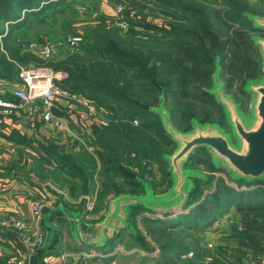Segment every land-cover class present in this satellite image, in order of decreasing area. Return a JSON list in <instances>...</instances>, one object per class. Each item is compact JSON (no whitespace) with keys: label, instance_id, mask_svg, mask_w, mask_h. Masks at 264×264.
I'll list each match as a JSON object with an SVG mask.
<instances>
[{"label":"rangeland","instance_id":"obj_1","mask_svg":"<svg viewBox=\"0 0 264 264\" xmlns=\"http://www.w3.org/2000/svg\"><path fill=\"white\" fill-rule=\"evenodd\" d=\"M26 1L0 0V11L8 9V12H12V9H16L20 15L19 20L23 19L21 4L24 5ZM39 3H51V6H43L45 8L39 11L40 14L25 17L9 41L19 54L31 53L44 60L61 61L79 54L92 56L97 49L109 48L108 43L111 42L113 49L129 54L135 66L128 67L121 59L113 74L117 79L116 89L123 91L120 92L121 95L130 100L125 102L123 108L111 102L95 104L86 96L70 91L62 85L67 74L51 70V75L58 79L64 89L78 99L90 102L91 111L80 103L62 99L72 105L74 110H82L81 113L89 117L91 122L84 119L79 126L82 130H79L76 137L69 130L72 127L67 121H64V128L53 129L52 138L59 142L64 140L67 144L66 147L62 146L67 149H64L63 154L75 157L79 154L76 152L78 148L86 151V154H79L76 176L67 174L68 172L65 177L59 176L52 169L51 180L45 185L49 197L37 199L45 203V210L59 201L71 210L84 205V221H98L105 214L108 200L118 192L140 190L138 186L131 184L127 172L145 178L157 191L167 188L169 179L160 154L170 152L171 145L157 136L153 126L157 121L155 117L147 119L143 118L142 112L129 111L138 103H156V93L150 79L164 86L165 105L177 127H186L192 116H208L216 121H224L219 106L196 102L192 98L193 85L188 87L190 91L186 95L182 94L180 88L173 86L174 71L164 68L162 64V58L170 51L183 48L186 52L183 66L187 67L191 64L190 57L194 47H209L212 51L210 72L214 71V60L218 56L220 76L226 83V91L241 103L242 109H247L249 97L242 92V86L247 78L259 77L257 67L260 56L255 49L253 52H246L247 59H244V50L241 51L234 40L238 36L249 39L253 34L249 29L250 25L238 17L244 11L264 15V0H43ZM120 3H123V7L118 12ZM213 15L219 16L222 22ZM3 25V18L0 17V27ZM72 35H80L82 39L78 44L69 46L67 39ZM46 44L53 49L50 58H42L41 48ZM117 56L124 57L122 54ZM132 74L136 77H132ZM15 80L11 78L6 81L0 77V91L6 90V85ZM208 87L209 84H200L198 89ZM110 107L116 110L112 111ZM57 109H61L58 104L55 113ZM128 112L132 116L130 119ZM0 114L15 115L1 111ZM56 116L59 117L58 114ZM128 126L144 145L136 148L130 145L126 136ZM86 129H90L88 134L85 133ZM93 129H97L98 141ZM59 135L61 138L56 137ZM73 143L75 146L72 147ZM101 154L105 162L100 159ZM193 162V167L201 171L205 179L199 182L191 204L180 213L168 215L139 211L132 218L138 235L137 241L128 233L122 232L105 249L95 250L90 247L79 251L72 246L74 241L69 235L67 224L56 220L53 224L58 229L59 236L55 240H49L48 233L42 226L45 243L31 255L30 264H40L43 256L57 257L62 253L76 257L73 262L77 261L78 264H110V261L114 264H233L236 259L238 264H264V236L256 237L257 250L248 241L245 250L238 249L241 242L233 235V229L238 227L242 214L230 205L227 196H220L218 193V189L225 183L240 191L243 198L253 200L254 191L264 194V185L238 186L230 183L225 171H214L208 167L209 155L201 149L195 152ZM60 171L62 175L63 172ZM216 206H223L222 215L214 214L213 208ZM246 212L243 214L255 216L260 222L264 221L260 213ZM178 214L196 219V224L172 228L164 224ZM204 215L211 216L206 223L202 219ZM9 217L22 220L28 226L21 217ZM6 229L19 239L12 227ZM185 253L187 254L184 255Z\"/></svg>","mask_w":264,"mask_h":264},{"label":"water","instance_id":"obj_2","mask_svg":"<svg viewBox=\"0 0 264 264\" xmlns=\"http://www.w3.org/2000/svg\"><path fill=\"white\" fill-rule=\"evenodd\" d=\"M243 16L251 24L250 40L260 56V76L245 80L242 86V92L249 97L247 109H242L241 103L226 91L219 58L214 61L211 85L204 91L221 107L224 123L209 117H191L185 128H178L160 90L156 104L148 110L157 116L163 134L173 143L170 152L161 154L169 179L167 188L157 191L149 181L136 177L141 191L120 192L110 198L105 214L95 222L84 221V205L71 210L59 201L48 207L42 217L49 240L59 236L53 223L62 220L77 245L103 248L122 232L136 238L135 226L130 221L133 209L158 214L180 213L191 202L197 180L205 178L193 167L192 157L200 149L209 155L213 168L225 171L233 183H264V15L244 12Z\"/></svg>","mask_w":264,"mask_h":264},{"label":"trees","instance_id":"obj_3","mask_svg":"<svg viewBox=\"0 0 264 264\" xmlns=\"http://www.w3.org/2000/svg\"><path fill=\"white\" fill-rule=\"evenodd\" d=\"M42 1L43 0H27L24 5L21 4V7H22L21 11H23L24 18L30 15L40 14L39 11L45 8L43 6H47V7L51 6L50 5L51 3L50 4L45 3V4L40 5L41 3L39 2H42ZM11 11L12 12H8V9L0 11V17L3 18V23H4V25L0 27V70H1L0 77L1 78L8 79V80L13 78L14 80L15 77L17 76V72L20 66L32 65L36 67L47 68V69H50L56 72H65L67 74V78L63 81L62 85L68 88L72 92L79 93V94L86 96L88 100L90 101L92 100L94 103L96 102L102 105L103 102H107V103L111 102V103L118 104L120 108H123L126 101L130 102L128 98H124V95H121L120 92H123V91H118L116 89L115 85H116L117 79L113 77V74H115L116 72V64L119 63L121 59H123V62H125L126 66L130 68L135 67L129 57V54L121 53V51L113 49L114 46H112L111 42H109L108 44L112 48L102 47L94 51V54L92 56H86V55L79 54V55H73L61 61L44 60V59L34 56L31 53L19 54L13 49L11 42L9 41L15 29L19 27V25L24 20V18L19 20L20 15L16 11V9L15 10L12 9ZM244 12L240 13L238 19L244 20L245 22H247V24L250 25L249 27L250 31H252L251 24L243 16ZM213 17H215L220 23L222 22L220 21L219 16L213 15ZM250 36H249V39L246 37H242V36L235 37L236 41L234 40L235 38L233 39L235 44L240 47L241 51L244 50V54H243L244 59H247L246 52H253L256 49L252 41L250 40ZM193 50L194 52L192 54V57H190L193 59V61L192 59H190L191 64L188 65L189 67L183 66L184 60L186 58V52L183 48H179V50H175V51H170L169 53L164 55V58H162V64L164 68L174 71L173 86L180 88L183 95H186L188 93V90L190 91V88L188 89V87L193 85L191 86V89L194 90V92L192 93V98L196 102H202L205 104L208 103V104H213L214 106L216 105L219 106L218 104L215 103L214 99L204 91V88L202 90L198 89V86L200 84H209V87L211 85L210 76L212 73L210 72L209 67L211 65L210 56L212 54V51L209 47L207 48L194 47ZM120 54L124 55V57L117 56ZM216 58H218V56H216L215 59ZM219 64H220V59H219ZM137 70L140 71L141 69H137ZM257 70H258V67H257ZM258 73H259V70H258ZM125 74L127 73L125 72ZM131 76L134 77L135 75L132 74ZM247 79H254V78H247ZM150 84L154 87L153 89L156 93V102H157L158 92L160 90H163V94L165 98V88L161 83L155 81L154 79H150ZM150 106H153V105L138 103V104H135L134 109L131 108L129 109V111H132L134 113L142 112L144 114L143 118H147V119H151L152 117H155L157 121L153 123V126L155 127V130L157 132V136L160 139L165 140L167 144L171 145V149H172L173 143L163 134L159 126L157 116H155L148 110V107ZM110 109L112 111L116 110L115 108H111V107ZM128 118L129 119L132 118V116L129 115V112H128ZM223 118H224V115H223ZM198 119H203V118H198ZM222 123H224V121ZM143 125H146V124H143ZM107 131L108 129H106V133ZM94 134H96L97 141H98L99 134L97 133V129L94 130ZM126 136L132 147L136 148V146L139 147L143 144L142 142L138 140L139 136H137V134L133 131L131 127L128 128V131L126 132ZM82 149L84 150V148ZM81 152H82L81 153L82 156L86 154L85 153L86 151H81ZM79 154L76 155L75 157L63 154L60 157L61 158L60 165L65 170V172H68L67 174L76 176L75 175V171H77L76 162L77 160H79V157H80ZM161 154H160V159H161V162L164 163L161 158ZM89 158H90V155H89ZM193 158H194V155L192 157V161H193ZM100 159L105 162L104 156H102V154L100 155ZM193 165H194V162H193ZM208 167H210L214 171H218L217 169L213 168V166L211 165L210 158H209ZM127 177L129 178V181L131 182V184H133L134 186H138L140 188L139 191H141V186L136 181V177H139V176L134 175L130 172H127ZM139 178H142V177H139ZM142 179H145V178H142ZM202 181L203 180H197L196 182L197 188L192 197V200L194 199L197 193L199 182H202ZM229 182L233 183L230 179H229ZM243 184L244 183H240L237 185L239 186ZM254 184L264 185V183H260V182H255L253 183V185ZM244 185H252V184H244ZM234 190L235 189L232 186L224 183L221 186V188L218 189V193L220 196H227V198L229 199V202L231 203L230 205L234 207L238 213L242 214V217L240 218L239 223H238V227H235L233 229V235H235V237H237L241 242L238 244V249L245 250L246 249L245 246L248 241V244L253 246V248L257 250L258 245L256 244L255 239L256 237H258V235L259 237L264 236V221L260 222L258 221L257 217L255 216L248 217L247 215H244L243 213L246 211L253 212L255 214L260 213L259 215H261L262 217L261 219L264 220V194H262L261 191H254L255 193H253V197L255 198L252 200V198H247V199L243 198L242 193L240 191H236V190L234 191ZM133 192H138V191H133ZM191 202L189 204H191ZM189 204H187V206ZM213 210H214V214L216 215H222L224 212L223 206H216L215 208H213ZM139 211L146 212L141 208L131 210V213H130L131 222H132L133 216L137 214ZM164 215H168V214H164ZM204 216L205 217H203L202 219L206 223L207 222L206 220L210 219L211 216L210 215H204ZM195 220L196 219H192L190 217H185V216L183 217V215L178 214L177 216L174 217V219L166 220L164 224L168 225V227H171V228L174 226H189V225L194 226V224H196ZM137 236L133 240L137 241L138 240ZM113 241L109 242L108 244L112 243ZM40 252L43 253L42 251ZM40 252L38 253L39 255H40ZM186 254L187 253H185L184 255ZM237 260L238 259H236V261ZM236 261L232 263L238 264V262Z\"/></svg>","mask_w":264,"mask_h":264},{"label":"crops","instance_id":"obj_4","mask_svg":"<svg viewBox=\"0 0 264 264\" xmlns=\"http://www.w3.org/2000/svg\"><path fill=\"white\" fill-rule=\"evenodd\" d=\"M4 80L8 81V79ZM57 104L61 108L59 111L57 109L58 116L71 125L72 128L69 130H72L73 136L76 137L79 130H82L79 127L82 121L84 119L86 122L90 121L89 117L81 113L82 110H74V107L65 100L59 99ZM25 116V114L22 116L0 114V216L21 217L28 223L29 233H33L37 225L32 217L31 206L35 200L49 197L45 185L51 180L52 169L56 170L59 176H66L65 170L60 165V157L63 151L67 150L62 146L66 147L67 144L64 140L59 142L52 138L53 129L57 128L54 122H44L39 116ZM87 129L86 134L90 130ZM56 137L61 138V135ZM80 150L78 148L76 152L82 153ZM72 152L75 154V151ZM58 169L62 170V175ZM54 174L57 177L56 173ZM72 246L79 251L90 248L81 247L75 241ZM19 251L20 240L8 229L0 226V264H14ZM46 259L48 257L43 256L40 264H44ZM73 260H76V257L67 255L62 264H78ZM55 263L60 264L57 259ZM109 263L114 264L112 261ZM27 264H30V258Z\"/></svg>","mask_w":264,"mask_h":264},{"label":"built area","instance_id":"obj_5","mask_svg":"<svg viewBox=\"0 0 264 264\" xmlns=\"http://www.w3.org/2000/svg\"><path fill=\"white\" fill-rule=\"evenodd\" d=\"M123 3L118 5V12L121 11ZM81 39L80 35H72L68 37L67 43L69 46L76 45ZM41 52L42 58H50L53 52L52 46L44 45ZM51 72L47 68L20 66L17 79L7 84L6 90L0 91V108L2 109L0 111L4 114L12 113L17 116H22V114L30 117L39 116L44 122H54L59 129L64 128L65 125V122L57 117L55 113L59 99H68L73 103H80L91 111L90 102L80 100L76 95L64 89L59 84L58 79L51 75ZM45 208V203L39 200H36L31 206L32 217L37 225L33 233H29L28 226L24 221L0 216V225L5 228L12 227L20 240L19 256L15 259L14 264H27V260L36 252V249L44 245L45 234L42 229V217ZM65 257V253L57 257H48L44 264H58L55 263L56 259L62 264Z\"/></svg>","mask_w":264,"mask_h":264}]
</instances>
